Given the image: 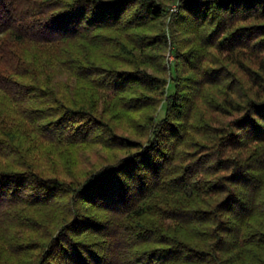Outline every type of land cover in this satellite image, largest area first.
<instances>
[{"label":"trees","instance_id":"16d2710c","mask_svg":"<svg viewBox=\"0 0 264 264\" xmlns=\"http://www.w3.org/2000/svg\"><path fill=\"white\" fill-rule=\"evenodd\" d=\"M164 10L158 0H0V210L20 221L56 204L66 214L27 264H264V1L182 0L174 14L178 27H206L238 71L221 70L236 117L181 167L191 98L177 84L157 121L165 82L147 66L167 36L140 32ZM59 68L86 99L63 93L69 76L52 82ZM100 90L112 119L97 108ZM142 110L147 140L118 132ZM90 143L123 154L82 176L46 175L52 153Z\"/></svg>","mask_w":264,"mask_h":264},{"label":"rangeland","instance_id":"374dc122","mask_svg":"<svg viewBox=\"0 0 264 264\" xmlns=\"http://www.w3.org/2000/svg\"><path fill=\"white\" fill-rule=\"evenodd\" d=\"M158 1L164 6L163 16L158 20V24L154 25L156 27L143 29L140 32L154 34L163 30L167 36V44L162 46V49H156L151 53L154 61L152 65L147 66V70L153 76H157L165 82L163 91L155 93L159 100L156 110L152 114L157 121L165 117L167 99L175 92L177 84L184 87L183 94L191 98V109L186 119L188 130L183 133V143L178 147L181 154L179 158L182 159L175 162L177 166L181 167L196 161L206 152H211L218 128L222 125L227 126L236 117V113L225 107L223 103L222 87L229 82V79H224L228 75H225V72L221 70L227 68V74L229 72L238 74V71L226 59V54H220L209 45V41L206 39L208 32L206 27L194 29L178 27L173 24L174 14L178 12L182 0ZM192 51L199 55L196 68L189 63L193 60L190 56L193 55ZM183 52H186L185 57L182 56ZM38 76L40 79V69ZM67 76L69 74L59 68L52 76V82H57L62 86L68 79ZM69 78L71 84L69 90L71 91L63 93L78 101L86 99L87 91L77 85L75 78L71 76ZM242 79L245 78L242 77ZM99 92L100 97L96 98L97 108L101 112L106 106V116L112 119L114 111L111 108V92L107 90ZM147 111L142 110L128 114L127 118L124 117L119 121V129L116 127L118 132L131 134L140 141L147 140L148 128L143 124L146 121ZM122 154V151L106 149L98 144L77 145L57 157L52 153V162L47 163L45 172L46 175L57 174L63 178L64 171L68 170L82 176L92 170L94 166ZM63 209L62 204L33 208L26 212L30 219L21 221L6 211L0 210V264H27L28 260L39 254L40 246L46 244L60 229L61 221L66 215ZM40 221L47 223V226L40 225ZM25 243L28 244L25 245Z\"/></svg>","mask_w":264,"mask_h":264},{"label":"built area","instance_id":"2783aa9c","mask_svg":"<svg viewBox=\"0 0 264 264\" xmlns=\"http://www.w3.org/2000/svg\"><path fill=\"white\" fill-rule=\"evenodd\" d=\"M264 1V0H263Z\"/></svg>","mask_w":264,"mask_h":264}]
</instances>
